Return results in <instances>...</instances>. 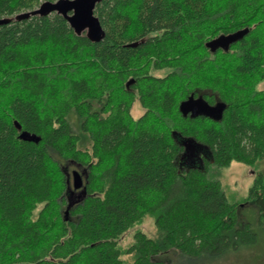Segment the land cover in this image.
Masks as SVG:
<instances>
[{"label":"trees","instance_id":"trees-1","mask_svg":"<svg viewBox=\"0 0 264 264\" xmlns=\"http://www.w3.org/2000/svg\"><path fill=\"white\" fill-rule=\"evenodd\" d=\"M45 1L0 0V264H173L254 244L209 171L264 159V0H104L98 43L59 14L21 17ZM249 201L264 222L262 174ZM148 216L155 238L123 246Z\"/></svg>","mask_w":264,"mask_h":264},{"label":"rangeland","instance_id":"rangeland-1","mask_svg":"<svg viewBox=\"0 0 264 264\" xmlns=\"http://www.w3.org/2000/svg\"><path fill=\"white\" fill-rule=\"evenodd\" d=\"M259 87L264 89V82ZM143 112L144 109L138 103H135L132 115L139 117ZM71 116L74 115L71 114ZM73 123L76 129L78 121L75 118ZM197 163H199L197 166H203L202 159L198 158ZM259 174L264 177V159L259 160L254 165L233 161L227 167H212L209 171V175L212 178L221 182L228 201L238 205L237 227L240 228L244 223H248L251 230L256 234L257 239L254 244L243 246L217 257L203 255L194 259L175 251H171L165 256L173 264H264V222L260 219L259 209L255 203L253 201L246 202L249 189ZM137 231H143L149 237L155 238L156 231L153 218L148 216L141 225H136L129 229L122 237L121 244L126 246L130 243Z\"/></svg>","mask_w":264,"mask_h":264},{"label":"water","instance_id":"water-1","mask_svg":"<svg viewBox=\"0 0 264 264\" xmlns=\"http://www.w3.org/2000/svg\"><path fill=\"white\" fill-rule=\"evenodd\" d=\"M104 0H56L45 1L35 10H31L21 14L24 19H29L34 16L46 17L51 14H59L67 20L70 27L77 33L81 34L87 31V37L95 43L101 42L105 36V30L95 15V8ZM10 21L1 19L0 25L7 24ZM248 29L237 31L229 35H222L207 43V46L214 52L218 48L227 49L231 44L240 40L247 34ZM192 107L190 101L181 105L184 113H187ZM72 189L78 191L84 187V179L78 170L71 172Z\"/></svg>","mask_w":264,"mask_h":264}]
</instances>
